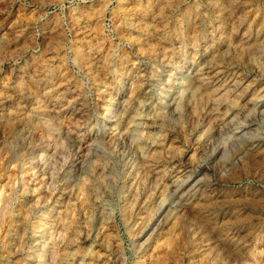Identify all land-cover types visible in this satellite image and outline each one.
Segmentation results:
<instances>
[{"label":"rangeland","instance_id":"rangeland-1","mask_svg":"<svg viewBox=\"0 0 264 264\" xmlns=\"http://www.w3.org/2000/svg\"><path fill=\"white\" fill-rule=\"evenodd\" d=\"M261 98L264 0H0V264H264Z\"/></svg>","mask_w":264,"mask_h":264},{"label":"bare ground","instance_id":"bare-ground-1","mask_svg":"<svg viewBox=\"0 0 264 264\" xmlns=\"http://www.w3.org/2000/svg\"><path fill=\"white\" fill-rule=\"evenodd\" d=\"M208 68V65L207 64H204L203 66H200L198 67L197 65L194 66L193 68L190 69V78L188 80V83L186 81V86L185 88H194L199 81L205 79L202 77H200V75H203V73L205 72V69ZM207 71V70H206ZM174 91V90H173ZM258 103H264V99L261 98L259 100H257ZM257 103V104H258ZM172 106L174 107V109L177 110V105H176V102L174 104H172ZM176 106V107H175ZM170 108V107H169ZM129 123V122H128ZM251 126V124L249 123H246L244 125H241L238 129V132H242L243 130L245 131L246 129H249ZM142 132V131H141ZM246 132V131H245ZM125 134V133H124ZM126 135V134H125ZM244 136H246L245 134H243ZM254 135V134H253ZM258 135H255V137H253L252 135H247L246 137V144H245V149L246 150H251L253 149L254 147H258L260 144H261V137H257ZM126 137V136H125ZM220 152H221V149H220ZM194 180V176L193 175H186V174H183V175H180V178L176 181L175 185L173 186V191H174V195L178 194L180 191L182 192V189L183 188H186L187 186H189L191 184V182ZM201 185V181H196L195 182V185H191V187H189L187 190H188V193L191 192L193 190L194 187H199ZM180 192V193H181ZM184 193V192H183ZM195 193V192H193ZM179 196V195H178ZM168 204H165V205H162L161 208H160V213L164 212L165 211V208ZM178 207V206H177ZM22 243V242H21ZM19 244V243H18ZM17 245V247L21 248L19 245ZM23 246V245H22ZM16 249V248H15ZM20 250V249H19ZM12 251H14L12 249ZM10 253V252H9ZM12 253V252H11ZM10 253V254H11ZM15 253V252H14ZM13 253V254H14ZM17 253V252H16ZM18 254V253H17ZM13 256V255H12ZM15 256V255H14ZM77 259V258H76ZM65 261V260H63ZM78 261V260H77ZM69 262V261H68ZM73 262V261H72ZM75 262V261H74ZM14 263V262H13ZM64 264V263H63ZM68 264V263H67ZM73 264V263H72ZM78 264H81L80 262H78Z\"/></svg>","mask_w":264,"mask_h":264}]
</instances>
